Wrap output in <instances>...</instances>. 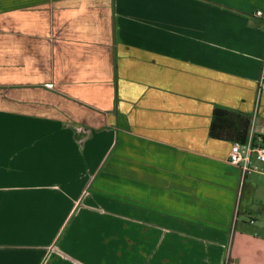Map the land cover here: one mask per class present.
<instances>
[{
  "label": "crops",
  "instance_id": "1",
  "mask_svg": "<svg viewBox=\"0 0 264 264\" xmlns=\"http://www.w3.org/2000/svg\"><path fill=\"white\" fill-rule=\"evenodd\" d=\"M264 0H0V264H264ZM109 213V214H108Z\"/></svg>",
  "mask_w": 264,
  "mask_h": 264
},
{
  "label": "built area",
  "instance_id": "2",
  "mask_svg": "<svg viewBox=\"0 0 264 264\" xmlns=\"http://www.w3.org/2000/svg\"><path fill=\"white\" fill-rule=\"evenodd\" d=\"M257 15L263 16L262 10L256 11ZM264 84V65L260 75V85ZM230 163L241 169V178L244 180L253 172L263 171L264 164V137L260 134L254 135L251 131L245 141L232 143L228 154Z\"/></svg>",
  "mask_w": 264,
  "mask_h": 264
},
{
  "label": "trees",
  "instance_id": "3",
  "mask_svg": "<svg viewBox=\"0 0 264 264\" xmlns=\"http://www.w3.org/2000/svg\"><path fill=\"white\" fill-rule=\"evenodd\" d=\"M252 116L244 115L223 107H215L213 111L211 134L217 135L220 129L225 130V138L245 141L249 137ZM254 135H256L254 133Z\"/></svg>",
  "mask_w": 264,
  "mask_h": 264
},
{
  "label": "rangeland",
  "instance_id": "4",
  "mask_svg": "<svg viewBox=\"0 0 264 264\" xmlns=\"http://www.w3.org/2000/svg\"><path fill=\"white\" fill-rule=\"evenodd\" d=\"M109 214V213H108Z\"/></svg>",
  "mask_w": 264,
  "mask_h": 264
}]
</instances>
